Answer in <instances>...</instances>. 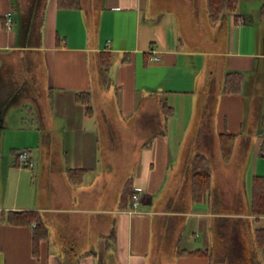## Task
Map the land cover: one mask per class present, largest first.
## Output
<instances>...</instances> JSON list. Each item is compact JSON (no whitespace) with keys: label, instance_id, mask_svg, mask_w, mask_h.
<instances>
[{"label":"crops","instance_id":"0c3cea01","mask_svg":"<svg viewBox=\"0 0 264 264\" xmlns=\"http://www.w3.org/2000/svg\"><path fill=\"white\" fill-rule=\"evenodd\" d=\"M244 1L257 6L212 23L204 0L169 10L161 0H80L72 10L57 0L28 8L0 0V61L27 59L19 77L0 62V94L10 85L17 92L6 103L34 96L46 126L35 142L19 129L26 140L15 146L0 104V264H213L214 252L221 264V226L228 249L247 238L264 264L255 242L264 215L251 213L254 178L264 177V0ZM103 52L112 55L107 72ZM230 73L244 77L238 94L224 92ZM80 92L92 95L93 117L76 101ZM162 101L173 110L167 119ZM115 131L139 144L120 181L101 163L102 136L106 147ZM225 133L236 137L228 164L220 150ZM16 147L27 149L33 166H20ZM196 154L209 159L213 176L202 203L193 202L188 175ZM68 170H85L83 182L72 184ZM131 178L142 204L123 210ZM23 211L39 212L48 229L36 247L32 227L2 220Z\"/></svg>","mask_w":264,"mask_h":264},{"label":"trees","instance_id":"16d2710c","mask_svg":"<svg viewBox=\"0 0 264 264\" xmlns=\"http://www.w3.org/2000/svg\"><path fill=\"white\" fill-rule=\"evenodd\" d=\"M241 0H207L206 10L212 23H218L223 15L235 13L240 6ZM59 9L72 10L80 7V0H57ZM261 15L264 17V4L261 8ZM237 18V17H236ZM5 29V20H3ZM112 55L107 52L100 54V64L104 70L110 68ZM243 75L240 73H230L225 77L224 92L226 94H238L241 91ZM15 92L13 86H8L0 94V102L8 101ZM76 101L86 108L88 117L94 116L93 97L89 92H80L76 94ZM161 108L165 119L173 114V110L167 106L165 101L161 102ZM236 146V137L232 134L220 135V150L222 160L225 164L230 163L233 158ZM85 170H68L67 176L72 184H81L84 180ZM192 200L194 203L206 201L212 191L213 176L209 159L202 155L196 154L192 162ZM135 193L132 178L129 179L122 190L120 198V208L123 210L132 209V200ZM251 213L255 216L264 215V177L256 176L253 181ZM4 222L16 226H29L33 228V239L35 247L37 244L48 238V229L43 221L41 214L37 211L9 212L2 216ZM225 226H221V244L226 248L225 253H221V264H262L251 249L250 241L247 238H241L234 246L228 249ZM256 245L264 249V230L256 231ZM200 251L190 254H198ZM204 253H206L204 251Z\"/></svg>","mask_w":264,"mask_h":264},{"label":"rangeland","instance_id":"374dc122","mask_svg":"<svg viewBox=\"0 0 264 264\" xmlns=\"http://www.w3.org/2000/svg\"><path fill=\"white\" fill-rule=\"evenodd\" d=\"M34 1L39 2V3L42 2V0H23V2H25L24 8H26V5L28 8V4L31 2H34ZM161 1H162L161 7L163 9L169 10L170 8H173V5L179 4V3H181V1H186V0H161ZM193 1H194V5L198 6L199 5L198 3L201 0H193ZM204 1L207 2V0H204ZM255 4L257 6V3L241 0L239 10L248 12L247 10L253 9ZM33 5H36V8L40 10V6L38 4H33ZM36 14L40 15V12H37ZM211 26H213V25H211ZM17 59H18V61L11 59V60H9V62H6V63H4L3 61H0V62L3 63V65L9 63L8 65H6L7 74L16 73L19 77L22 75L21 69H24L25 67H27V65H26L27 59L22 58L20 55H17ZM104 76H106V75H104ZM15 92H17V91H15ZM15 92L11 95L10 98L15 96V94H16ZM41 93H42V90H41ZM41 93H39V95H41ZM45 93L46 92L44 91V94H42V96L45 95ZM21 97H22V99L17 97L15 100H12L11 102L6 103L7 101H4V102L0 103L2 107H6L9 110V112H8L9 117L8 118H9V122L11 125V126H9V130H10L9 136H11V138L9 139V143H11V144L14 143L15 146H20L19 144L23 145L24 140H26L24 135H22L23 138H20L19 133L21 131L19 129H22L23 131L24 130L27 131L28 134H29V132H32V134L34 136L33 142H35L37 140L36 132H41V130L46 127L41 122L43 119L41 120V116L38 114V112L41 111V108L39 107V103H38L39 101H37L34 96L31 97L28 95V97H25V96H21ZM43 101H44V105H47V103L51 100L47 101V99L44 98ZM152 103L153 102H151V104ZM97 104H98V102H97ZM153 105L154 104H152V106ZM6 108L0 109V113L3 109L5 110ZM113 108L116 109V104H113ZM121 136H122V134L121 133L119 134L117 131H115V134L113 135L114 139H111V137L109 138V136H108V140L106 141V147L104 146V142H105L104 138L105 137L102 136L103 145H102V150H101V163L107 164L109 162V164L114 168V175L118 174L119 181L121 180V178L124 177L125 172H126V168L132 167L131 164H132L134 157L129 158L128 152H130L133 155V153L137 152V149L139 147V144L137 143V141H135V140L129 141V140H127V138L125 140H123L121 138ZM49 138H51V139L55 138L56 142H59L58 141V135H56V134L49 135ZM59 138H60V135H59ZM28 141H30V139H28ZM131 143L134 144L135 146L133 147ZM15 149L18 150L16 152H19L21 150V148H17V147ZM59 149L61 150L62 148H59ZM24 150H27V149H24ZM56 159H57V157H56ZM212 165H213V169L215 171V183H217L218 182V177H217L218 164L216 162H214V160H213ZM184 171H186V170H184ZM188 175L192 176V174L190 172L188 173ZM183 177L184 178L182 181L185 180L186 175H184ZM116 180H117V177H116ZM217 238H218V241L220 242L219 236H217ZM217 249H218V245L215 242V250H217ZM214 253H215V255L213 254V264H219V256H217V252H214Z\"/></svg>","mask_w":264,"mask_h":264},{"label":"built area","instance_id":"2783aa9c","mask_svg":"<svg viewBox=\"0 0 264 264\" xmlns=\"http://www.w3.org/2000/svg\"><path fill=\"white\" fill-rule=\"evenodd\" d=\"M5 20V26L7 29H12L13 28V13H7L4 17ZM151 61L157 62L159 61L158 57H153L151 58ZM18 161L20 163L21 167H26V166H33V164L30 161V156L29 152L27 150H21L17 153ZM142 204V196L139 190H135V193L133 195V200H132V209L131 210H137Z\"/></svg>","mask_w":264,"mask_h":264}]
</instances>
